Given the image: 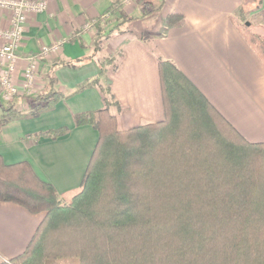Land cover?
I'll list each match as a JSON object with an SVG mask.
<instances>
[{
  "label": "trees",
  "instance_id": "16d2710c",
  "mask_svg": "<svg viewBox=\"0 0 264 264\" xmlns=\"http://www.w3.org/2000/svg\"><path fill=\"white\" fill-rule=\"evenodd\" d=\"M148 6L143 14L162 5ZM118 28L98 26L96 48ZM241 28L264 61V37ZM158 68L164 119L120 129L105 85L104 107L75 115L99 134L78 187L59 193L28 161L0 155V201L45 213L26 249L0 264H264V141L248 140L173 61L159 58ZM59 94L50 76L43 92L27 95L32 107L7 98L0 125L37 115Z\"/></svg>",
  "mask_w": 264,
  "mask_h": 264
},
{
  "label": "crops",
  "instance_id": "0c3cea01",
  "mask_svg": "<svg viewBox=\"0 0 264 264\" xmlns=\"http://www.w3.org/2000/svg\"><path fill=\"white\" fill-rule=\"evenodd\" d=\"M45 1L44 11L27 15L14 83L21 86L29 60L45 45L59 48L38 60L34 87L15 95V107H32L27 95L43 92L50 76L60 94L37 115H15L0 125V155L7 164L28 161L59 193L78 187L99 134L92 124H76L75 115L103 108L105 85L117 101L110 109L120 129L164 119L159 58L173 61L248 140L264 141V61L238 18L248 7L263 28L264 0H148L162 6L147 14L140 0ZM116 2L122 4L114 9ZM114 10L135 18L105 36L98 49V26L106 28ZM171 14L184 18L169 24ZM12 16L0 5V28H10ZM6 104L0 94V116ZM61 129L55 137L46 134ZM44 215L0 201V262L26 249Z\"/></svg>",
  "mask_w": 264,
  "mask_h": 264
},
{
  "label": "built area",
  "instance_id": "2783aa9c",
  "mask_svg": "<svg viewBox=\"0 0 264 264\" xmlns=\"http://www.w3.org/2000/svg\"><path fill=\"white\" fill-rule=\"evenodd\" d=\"M0 5L13 10L11 27L5 30L0 28V38L5 39L4 43L0 45V94L9 98L15 96L19 91L26 93L32 91L38 60L57 51L59 44L45 45L38 54L29 60V64L24 70V80L21 86L15 84L13 72L19 58L18 47L25 31L27 15L31 11H44L47 8V2L45 0H0ZM103 17L106 18V15Z\"/></svg>",
  "mask_w": 264,
  "mask_h": 264
},
{
  "label": "rangeland",
  "instance_id": "374dc122",
  "mask_svg": "<svg viewBox=\"0 0 264 264\" xmlns=\"http://www.w3.org/2000/svg\"><path fill=\"white\" fill-rule=\"evenodd\" d=\"M140 2H143V0H140ZM153 6L155 7L154 3ZM153 6H148L147 9H154ZM248 6V3H247ZM151 7V8H150ZM244 15L243 17H241L240 15L238 16L239 21H240V25L245 29H252L254 31H256L259 35H261L262 37H264V27L261 28L259 27L256 23L258 22V15H256V13H249V8L248 7H244ZM152 12V11H151ZM254 12V11H253ZM119 11H113V15L110 17H107L106 21L103 22L106 26V31L110 28L113 27L115 25H125L126 21L127 23H131V20H133L135 18V16H132L130 13L126 12V11H122L123 14H119ZM129 21V22H128ZM246 21L250 22V25L246 24ZM128 27L130 24H126ZM131 26V25H130ZM258 26V27H257ZM104 33V32H103ZM104 35V34H103ZM78 260L77 258H74L72 261L70 260H63L61 261L59 264H77Z\"/></svg>",
  "mask_w": 264,
  "mask_h": 264
}]
</instances>
